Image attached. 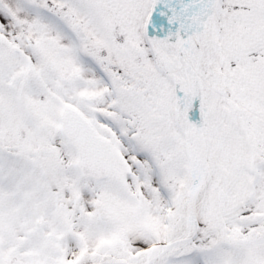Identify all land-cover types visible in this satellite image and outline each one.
Segmentation results:
<instances>
[{
    "label": "snow or ice",
    "instance_id": "1",
    "mask_svg": "<svg viewBox=\"0 0 264 264\" xmlns=\"http://www.w3.org/2000/svg\"><path fill=\"white\" fill-rule=\"evenodd\" d=\"M0 264H264V0H0Z\"/></svg>",
    "mask_w": 264,
    "mask_h": 264
}]
</instances>
